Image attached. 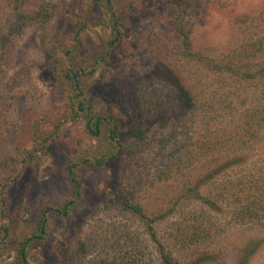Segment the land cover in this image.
Instances as JSON below:
<instances>
[{"label":"rangeland","instance_id":"rangeland-1","mask_svg":"<svg viewBox=\"0 0 264 264\" xmlns=\"http://www.w3.org/2000/svg\"><path fill=\"white\" fill-rule=\"evenodd\" d=\"M112 1L122 36L90 80V97L97 112L116 121L119 146L99 143L81 121L65 118L37 25L4 45L0 211L1 199L7 206L0 239L3 227L9 236L0 263L15 259L43 207L67 198L68 160L112 151L113 160L78 171L83 200L66 220L48 215L47 238L30 246L28 264L86 263L112 246L121 229L134 235L142 264H162L145 224L116 208L124 201L141 205L149 219L164 216L153 226L176 264H195L206 254L215 257L203 264H237L246 242L264 238V0ZM13 5L0 0V32ZM40 5L52 12L48 42L98 57L107 22L97 8L83 32L75 21L87 9L83 0H23L30 16ZM177 19L190 32L188 49L175 35ZM181 87L192 97L190 108ZM55 125L45 153L26 158L32 133L54 132ZM207 174L200 192L217 212L186 195ZM248 264H264V244Z\"/></svg>","mask_w":264,"mask_h":264},{"label":"trees","instance_id":"trees-1","mask_svg":"<svg viewBox=\"0 0 264 264\" xmlns=\"http://www.w3.org/2000/svg\"><path fill=\"white\" fill-rule=\"evenodd\" d=\"M14 5L11 8L10 17L6 20V28L0 32V74L3 67V53L4 45L12 36L20 35L23 30L30 25H37L40 33V40L43 44L48 45L47 57L50 63V71L55 80L62 88L64 102L69 113H66V119L71 121H81L85 133L99 140V143L104 141L108 144H118V125L110 114L99 113L96 111L93 101L90 97V80L95 74L98 67L107 61L112 49L121 40V22L115 10L112 0H83L87 9H83L85 14L75 15L76 23H80L79 31L90 30L91 20L94 19L92 9L97 8L104 17L107 24V38L100 40L101 47L98 57L89 59V56L83 53L76 52L75 45L66 46L64 44H55L48 42L46 26L52 17V12L47 5H40L33 16H30L23 10V0H13ZM175 35L179 37L185 46V49L190 47L189 31L183 27L182 22L175 21ZM180 97L186 107L193 106L192 97L184 87L180 89ZM59 125L54 126V132H47V134L35 130L32 134V146L26 152V158H37L40 154H44L48 146V139L56 134ZM54 134V136H55ZM53 136V137H54ZM138 137L143 136V131L137 133ZM103 141V142H102ZM117 154V153H116ZM112 151L103 152L102 155L84 156L76 160H68L64 166V176L68 187L70 189L67 198L59 205H46L41 210L38 218V223L34 232L26 237L23 241L18 243L16 250V257L9 263L4 264H28V250L34 243L43 242L48 235V215L53 214L61 220L70 218L72 211L76 209L77 205L83 200L82 185L78 178V171L86 165L97 166L103 160H113L116 158ZM105 158V159H104ZM20 176V174H18ZM211 174H207L201 178L194 185L186 190V195L191 200L198 201L209 208L212 212H217L219 206L216 202L201 194L200 190L207 184L211 178ZM18 178V177H17ZM16 178V179H17ZM14 179V180H16ZM7 184L3 186L2 190H6ZM112 205V202L106 205ZM0 214L4 217L7 202L1 199ZM123 213H128L131 216L139 219L146 226V233L148 234L152 243L158 249V254L162 264H176L173 259L167 255L162 247V244L157 239L153 224L161 220L163 215H155L149 219L145 214L144 209L137 203L124 201L121 205H115ZM255 210H248L246 214H252ZM3 235L0 239V250L6 248L9 230L7 227L1 229ZM114 244L112 246L103 247V252L99 253L93 259H90L83 264H142V250L135 242L134 235L128 231L121 229L115 233ZM264 244L263 239H253L246 242L241 250L237 264H248L252 258ZM1 256V253H0ZM214 255H203L197 259L195 264L209 263L214 260ZM2 264V263H0Z\"/></svg>","mask_w":264,"mask_h":264}]
</instances>
